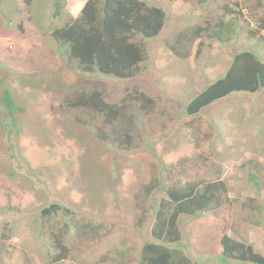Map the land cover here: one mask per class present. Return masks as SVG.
Masks as SVG:
<instances>
[{
	"label": "rangeland",
	"instance_id": "1",
	"mask_svg": "<svg viewBox=\"0 0 264 264\" xmlns=\"http://www.w3.org/2000/svg\"><path fill=\"white\" fill-rule=\"evenodd\" d=\"M85 1L69 0L55 21L54 0H34L31 6L24 0L0 2V97L6 80L26 108L18 147L14 143L12 150V143L0 134V264H51L33 219L40 207L53 203L72 206L79 219L101 225L95 240L80 244L68 237L73 252L63 264H113L110 255L123 239L129 248L123 264H137L142 244L128 236L129 224L138 221L145 203L152 201L144 186L161 176L153 149L176 173L187 170L189 178L211 179L220 171L229 184L234 212L219 210L188 220L181 242L193 263L219 264L218 238L228 215L233 214L228 223L235 225L247 197L264 203V184L258 195L249 179L253 167L264 178V92L233 94L192 124L182 111L189 99L226 72L235 53L250 50L264 62V30L258 25L264 4L257 9V0H146L166 12L167 23L157 38H137L146 51L137 77L125 82L100 77L108 102L143 115L141 138L116 157L117 151L89 140L83 119L92 121L88 115L66 107L68 91L75 96L76 87L85 82L71 70L73 63L67 65L51 35L78 17ZM220 20L240 27L233 41L222 43L206 35L207 22ZM191 31L199 35L191 36ZM143 95L154 104H145ZM115 158L119 166L124 164L117 178ZM116 225L124 232L113 229ZM10 228L14 237L6 239L2 235H10ZM238 230L241 233V227ZM243 234L264 254L263 228L245 227ZM42 237L50 243L46 234Z\"/></svg>",
	"mask_w": 264,
	"mask_h": 264
},
{
	"label": "trees",
	"instance_id": "2",
	"mask_svg": "<svg viewBox=\"0 0 264 264\" xmlns=\"http://www.w3.org/2000/svg\"><path fill=\"white\" fill-rule=\"evenodd\" d=\"M68 1L54 0L52 21L60 19ZM24 2L31 6L34 0ZM263 4L264 0H257V9H261ZM166 23V12L146 0H87L78 17L71 18L51 33L52 38L60 44L59 51L62 57H66L67 65L72 66L73 63L71 70H76L86 83H79L81 86L76 87L75 96L72 90L68 91L66 107L85 112L92 120L83 118L86 121L84 125L88 127L89 140L101 143L108 151H117L116 157L133 149L136 141L141 138L138 127L144 123L143 115L125 105L108 102L100 77L124 82L135 79L141 64L146 60V51L136 43L137 38H157ZM258 25L260 30H264V18ZM207 26L206 35L222 43L233 41L240 30L235 23L229 24L223 20L214 24L207 22ZM254 34L251 33V37ZM190 35L196 37L199 32L191 31ZM63 67L66 68L65 65ZM2 84L4 91L0 97V134L12 143L13 150L21 135L20 125L26 108L15 99L9 82L3 80ZM261 92H264V62L261 57L250 50L235 53L226 72L189 99L183 107L182 115L190 118L188 124H192L195 119L202 118L207 109L233 94L254 95ZM135 99H139V94ZM143 100L147 105L154 104L150 97L143 95ZM96 120L100 125L95 124ZM143 138L148 139L146 135ZM151 154L159 163L161 176L144 186V194L152 201L145 203L142 217L136 219L138 221L134 224H129L131 233L128 236L139 238L142 244L137 264H195L181 248L183 235L187 233L185 224L188 220H198L219 210L233 213L234 201L230 198V186L220 171L211 179L210 176H207L208 179L189 178L187 170L176 173V167L167 165L157 155L156 149ZM114 162L117 165L114 177L117 178L122 174L124 164L119 166L117 158ZM255 170L256 167H253L249 179L252 188L260 195L264 178ZM45 206L40 207V212H35L33 223L40 232L38 238L43 240L41 243L47 250V258H51V264H63L70 259L73 249L67 240L69 236L80 244L98 237L101 225L95 226L90 220L79 219L74 207L60 203ZM240 212V223H228L231 214L220 229L222 234L218 240L221 253L218 263L264 264V254L243 234L245 227L264 229V203L247 197ZM121 227L116 225L113 229L124 232ZM230 228L235 231L229 233ZM8 232L11 234L2 236L13 238V229L10 228ZM42 234L48 236L49 244L44 242ZM126 239L130 242V238ZM121 244L119 250H115V255L111 253L109 262L124 263L129 248L125 239Z\"/></svg>",
	"mask_w": 264,
	"mask_h": 264
},
{
	"label": "clouds",
	"instance_id": "3",
	"mask_svg": "<svg viewBox=\"0 0 264 264\" xmlns=\"http://www.w3.org/2000/svg\"><path fill=\"white\" fill-rule=\"evenodd\" d=\"M86 1H87V0H86ZM86 1H85V2H86ZM82 8H83V7H82Z\"/></svg>",
	"mask_w": 264,
	"mask_h": 264
}]
</instances>
